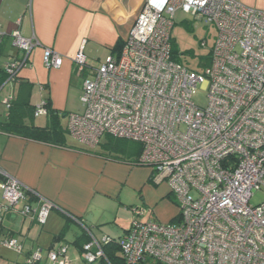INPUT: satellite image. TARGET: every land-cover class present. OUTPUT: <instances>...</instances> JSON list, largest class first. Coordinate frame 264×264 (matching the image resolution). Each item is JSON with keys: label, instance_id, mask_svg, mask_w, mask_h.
Segmentation results:
<instances>
[{"label": "built area", "instance_id": "obj_1", "mask_svg": "<svg viewBox=\"0 0 264 264\" xmlns=\"http://www.w3.org/2000/svg\"><path fill=\"white\" fill-rule=\"evenodd\" d=\"M178 10L215 27L200 70L172 57ZM11 37L21 54L3 66L8 79L29 64L37 44L19 31ZM42 60L55 69L63 57L45 48ZM72 61L81 76L83 111L67 114L68 133L88 147L104 135L139 143L135 165L153 169L177 199L173 221L142 219L145 209L133 208L128 230L113 240L124 262L264 264V199L250 202L264 192V10L238 0H145L118 51L89 66L81 45ZM199 87L205 106L194 101ZM46 113L42 99L34 116ZM0 191V224L6 212L17 210L42 226L57 208L1 168ZM113 241L92 237L82 245L80 261L98 264L105 258L102 244ZM0 245L23 254L18 236L0 234ZM70 263L66 243L35 246L15 260Z\"/></svg>", "mask_w": 264, "mask_h": 264}, {"label": "crops", "instance_id": "obj_2", "mask_svg": "<svg viewBox=\"0 0 264 264\" xmlns=\"http://www.w3.org/2000/svg\"><path fill=\"white\" fill-rule=\"evenodd\" d=\"M238 1L264 10V0ZM144 2L0 0V122L8 114L6 99L19 94L28 96L35 107L42 99L48 101L47 113L33 115L30 121L44 127L53 119L63 131L61 145L0 131V168L57 207L50 210L42 226L17 210L3 215L0 234L18 236L23 242V254H16V259H23L35 246L66 243L70 264H79L71 259L70 252L75 256L92 237H121L130 225L131 206L148 208L142 219L168 222L177 217L178 210L170 215L160 206L162 198H173L168 184L158 179L153 169L135 165L134 156L107 152L103 144L88 147L65 136L67 114L83 111L79 102L81 76L74 68L73 56L82 45L89 66L102 62L125 39ZM14 31L34 38L37 44L29 54V64L18 70L15 79H8L3 66L10 57L21 54L12 42ZM45 48L63 57L60 67L44 66ZM72 224L79 227L77 232H71Z\"/></svg>", "mask_w": 264, "mask_h": 264}, {"label": "rangeland", "instance_id": "obj_3", "mask_svg": "<svg viewBox=\"0 0 264 264\" xmlns=\"http://www.w3.org/2000/svg\"><path fill=\"white\" fill-rule=\"evenodd\" d=\"M174 24L171 29L170 38H171V45L173 50L176 52V56L179 58L178 60L185 66L190 69L200 70V66L206 65L207 57L209 55V50L213 44V40L215 38L216 30L215 27L211 24H207L204 19L194 18L191 14H187L178 10L175 12L173 16ZM81 81V77H80ZM82 82V81H81ZM81 84V83H80ZM194 101L199 106H205L207 104V97L206 92L202 90L200 87L196 91L194 95ZM80 102V99H79ZM81 104V102H80ZM82 105V104H81ZM67 138H71L76 140L72 137L69 133L65 135ZM108 138L111 136L104 135L100 138L99 144H104ZM121 147L127 143L128 147L127 150L134 151L138 144L136 142H131L130 140L123 141L119 140ZM171 196L173 201H169L166 198H162L160 200V206L167 210V212L172 215L178 210L177 199L175 195ZM264 199V192L257 191L251 198V204H256L261 202ZM137 202V201H135ZM168 205L174 208H168ZM135 206H131V216L132 210ZM138 207H142L145 209L147 213L148 208L142 205H138ZM71 232H77L79 227L75 224L70 225ZM71 232L69 234H71ZM46 250V248H43ZM45 254V251H44ZM71 259L75 260L76 263L83 264L80 261L79 253L72 255V251L70 252ZM74 256V257H73ZM18 259L20 262L22 259ZM16 260V253L8 249L4 246L0 245V264H15ZM145 264H155L152 261L148 260Z\"/></svg>", "mask_w": 264, "mask_h": 264}, {"label": "trees", "instance_id": "obj_4", "mask_svg": "<svg viewBox=\"0 0 264 264\" xmlns=\"http://www.w3.org/2000/svg\"><path fill=\"white\" fill-rule=\"evenodd\" d=\"M122 43L123 41L119 42L115 46L114 51H118ZM171 54L173 59L175 60L179 59L176 56V52L173 50V48L171 49ZM3 72L6 77L7 75L4 69ZM23 85L29 87L30 83L24 82ZM7 103H8V114L6 119L0 122V131L7 134H14L25 138L35 139L43 142H49L52 144H58V145L62 144L63 131L62 129L59 128V126L56 124V122H54L53 119H51V122L44 127L36 126L32 121H30L33 118L35 106L30 104L28 96L21 97L18 94L16 98H9L7 100ZM45 103L47 107L48 101L45 100ZM48 111L51 117H53L54 114L53 111L50 109ZM119 140L127 141L126 139H119L114 137L108 138L106 142L103 144L104 150H106L107 152L122 153L128 157L134 156V160H136V158L138 157L141 151V145L139 143H136L138 144L136 150L130 151L127 150L128 144L125 143L121 147ZM63 230L59 234L60 237L64 233ZM111 239L113 241L117 238L111 237ZM102 250L105 258H102L98 262V264H126L120 253V246L117 241H113L108 244H102Z\"/></svg>", "mask_w": 264, "mask_h": 264}]
</instances>
